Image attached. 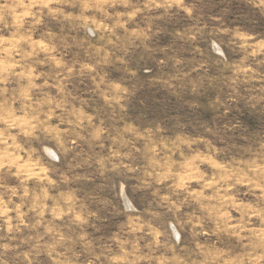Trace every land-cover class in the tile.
<instances>
[{"label":"rangeland","instance_id":"374dc122","mask_svg":"<svg viewBox=\"0 0 264 264\" xmlns=\"http://www.w3.org/2000/svg\"><path fill=\"white\" fill-rule=\"evenodd\" d=\"M0 264H264V0H0Z\"/></svg>","mask_w":264,"mask_h":264}]
</instances>
